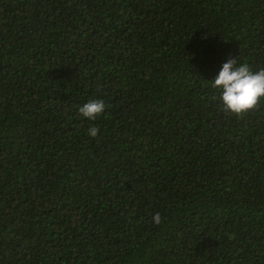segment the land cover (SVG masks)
I'll list each match as a JSON object with an SVG mask.
<instances>
[{
    "label": "trees",
    "instance_id": "obj_1",
    "mask_svg": "<svg viewBox=\"0 0 264 264\" xmlns=\"http://www.w3.org/2000/svg\"><path fill=\"white\" fill-rule=\"evenodd\" d=\"M235 57L264 68V0H0V264H264V97L208 80Z\"/></svg>",
    "mask_w": 264,
    "mask_h": 264
},
{
    "label": "clouds",
    "instance_id": "obj_2",
    "mask_svg": "<svg viewBox=\"0 0 264 264\" xmlns=\"http://www.w3.org/2000/svg\"><path fill=\"white\" fill-rule=\"evenodd\" d=\"M211 87L218 90V102L222 109L232 114H241L253 108L261 97H264V68L253 70L244 62L238 63L235 58L221 62L218 71L211 78ZM106 104L100 98H93L78 106V112L87 120H95L105 112ZM98 126H90L87 134L97 135ZM154 223L161 220L160 214L152 217Z\"/></svg>",
    "mask_w": 264,
    "mask_h": 264
}]
</instances>
